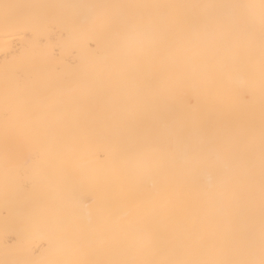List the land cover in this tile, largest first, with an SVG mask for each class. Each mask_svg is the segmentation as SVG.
<instances>
[{"label":"snow or ice","instance_id":"obj_1","mask_svg":"<svg viewBox=\"0 0 264 264\" xmlns=\"http://www.w3.org/2000/svg\"><path fill=\"white\" fill-rule=\"evenodd\" d=\"M0 264H264V0H0Z\"/></svg>","mask_w":264,"mask_h":264}]
</instances>
